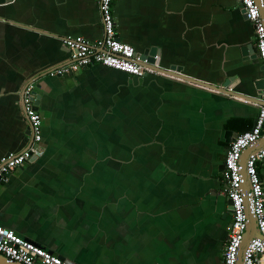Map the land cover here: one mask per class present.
I'll list each match as a JSON object with an SVG mask.
<instances>
[{"label":"crops","instance_id":"crops-1","mask_svg":"<svg viewBox=\"0 0 264 264\" xmlns=\"http://www.w3.org/2000/svg\"><path fill=\"white\" fill-rule=\"evenodd\" d=\"M112 13L138 56L219 90L101 65L50 77L71 61L63 39L102 37L98 0H0V159L30 142L28 85L43 151L0 184V227L71 264H223L224 161L260 103L253 25L239 0H113ZM257 171L264 191V160Z\"/></svg>","mask_w":264,"mask_h":264},{"label":"built area","instance_id":"built-area-1","mask_svg":"<svg viewBox=\"0 0 264 264\" xmlns=\"http://www.w3.org/2000/svg\"><path fill=\"white\" fill-rule=\"evenodd\" d=\"M239 1L246 19L254 28L256 50L262 66L263 90L253 127L230 143L224 161L223 179L226 196L231 202L232 220L228 228L223 264H238V252L248 224L247 211L256 221L259 238L252 239L248 244L244 264H264V191L257 171V163L264 160V148L251 155L247 161L246 172L250 184L247 193L242 190L245 180L241 173L243 152L260 139L264 130V21L260 14L264 0ZM112 3L113 0H98L102 37L93 43L81 37L63 39V46L71 53V61L48 71V76L72 75L94 65L136 77L153 72L137 64L139 57L133 47L118 39ZM33 89V85H28L22 93V104L31 133L30 142L22 152L0 159V184L7 180L12 171L20 169L32 158L38 159L43 155L41 117L34 108ZM0 256L17 264H71L3 227H0Z\"/></svg>","mask_w":264,"mask_h":264},{"label":"water","instance_id":"water-1","mask_svg":"<svg viewBox=\"0 0 264 264\" xmlns=\"http://www.w3.org/2000/svg\"><path fill=\"white\" fill-rule=\"evenodd\" d=\"M260 14H261V17L264 21V7L260 9ZM245 18H246V16H245ZM157 55H158L157 51H155L154 49H150V50L146 51L141 56L137 55L139 57L137 64H140L146 68H149L154 72L155 71L156 72H163V73L165 72L166 74H171L175 77L183 78L184 80H187V81L192 80L190 82H195V83H198V84L205 86L207 88H211V85H207L205 83H201L199 81H195L193 79H189L188 77H184V76L180 75L181 69L179 67H171L169 69V71H165L163 69H160L159 68V58ZM256 57L258 58V55ZM261 70H262V66H261ZM254 86H255V90H256V95L254 98L260 100L262 90H263V79L261 78L260 80L256 81ZM227 87H228V82H225L223 84V87H222L223 89H221L222 90L221 92H224V93L229 92L227 90ZM213 88H215V90H219L218 87H213ZM213 88H211V89H213ZM233 94H235V93H233ZM238 96H240L241 98L246 99V100H248V98H249V97H245L243 95H238ZM38 99H39V97L34 95V100H35L34 101V108L36 111H38ZM22 108L24 109L23 104H22ZM27 134L29 137L31 136L29 126H28ZM236 137H237V135H235L234 139ZM229 142H231V141H229ZM263 148H264V130H263V133H262L260 139L256 143H254L251 147L247 148L243 152L242 157H241V167H242L241 173L243 174L244 180H245L244 184L242 186V190L244 193H247L249 191V188H250V184H249L248 176H247V172H246L247 161L251 155L257 153L259 150H261ZM227 151H228V148H227ZM223 168H224V166H223ZM227 204H228V209H229L230 213H232L231 202L229 200L227 201ZM247 219H248L247 229H246V232L244 234V237H243V240H242L239 252H238V264H244V253H245V250H246L248 244L250 243V241L254 238H259V233L257 230L256 221H255L254 217L248 211H247ZM0 264H17V263L10 262L7 259H5L4 257L0 256Z\"/></svg>","mask_w":264,"mask_h":264}]
</instances>
